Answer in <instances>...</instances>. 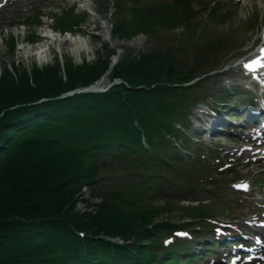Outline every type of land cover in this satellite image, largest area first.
<instances>
[{
    "label": "trees",
    "instance_id": "obj_1",
    "mask_svg": "<svg viewBox=\"0 0 264 264\" xmlns=\"http://www.w3.org/2000/svg\"><path fill=\"white\" fill-rule=\"evenodd\" d=\"M182 19L183 14L179 13L164 19V22ZM155 57L156 55L150 57L146 54L138 60H130L129 64L122 62L114 68L113 75L128 81L130 86L150 87L156 84V88L164 82L173 84L187 79L188 72L183 74V69L176 71L173 68L172 62L176 60L171 55L165 65L160 59L154 62ZM158 62L161 66L159 73L166 71L164 79L148 73V70L157 69ZM108 67L109 64L104 61L95 66L87 63L79 69L71 64L66 66V80L60 75L61 69L57 66L46 68L43 72L35 70L33 75L39 86L37 89L35 83H29L26 71L14 77L6 70L0 79V113L4 111V115L0 117V142L4 134L17 131L10 127L15 126L10 123L19 117H34L32 121H37L38 117L47 113L50 116L57 113V120L64 117L63 113L70 109L77 112L83 110L84 106L94 107L50 125L51 121L44 127L37 121L36 127L28 129L26 135L6 153V158L0 160V264H35L39 254L33 255L30 242L38 237L51 240L55 238L56 244L52 247L67 249L70 244L67 222L80 229H95V232L116 231L115 226L110 223V214L104 207L96 216L77 215L72 211L76 205V194L80 191L79 181L85 180L90 170H86L89 157L84 152L83 145L76 142L75 133H69L68 129L115 138L123 134L128 140L138 132L135 126L145 132L155 125L162 124L166 127L171 122L167 115L177 103L158 97L155 94L156 88L141 90L114 86L107 93L76 94L65 100H52L8 110L16 104L35 102L41 97L53 98L77 86H86L107 71ZM144 72L147 74L143 75ZM47 84L50 87H42ZM6 88H15L17 97L6 94ZM18 88L26 92L17 90ZM122 150L125 152L124 157H118L117 160L130 162V149L122 147ZM134 161L143 168L162 163L150 153L137 154ZM18 168L23 169L21 173L24 176L11 182L10 176H14ZM107 202L105 205L113 206L117 200ZM45 249L46 247L44 251Z\"/></svg>",
    "mask_w": 264,
    "mask_h": 264
},
{
    "label": "rangeland",
    "instance_id": "obj_2",
    "mask_svg": "<svg viewBox=\"0 0 264 264\" xmlns=\"http://www.w3.org/2000/svg\"><path fill=\"white\" fill-rule=\"evenodd\" d=\"M120 1L123 0H91V2L59 0L58 2L54 1L50 3H47L46 0H33L30 5H26L24 0H18L9 4L7 7L0 10V28L2 30L0 32V74L6 66H10L11 64L20 69L26 66L29 71L37 68V52L40 49H46L47 61L51 62L50 66H55V64H57V67H60L61 70L62 66L65 64L66 66L73 64L76 69H79L87 64L86 61H89L90 64L93 65L97 63L99 59L100 61L106 62L108 60V62L112 61L113 63L119 60L120 63L128 62L129 64L130 60H138L140 56L149 53L150 57L156 55V59L153 60L154 62L160 59L164 61L162 64L165 65L168 60L167 58L171 55V57L174 58L173 60H176L172 62L173 68L180 70L186 66V62H190V67H186V69H190L195 65V59L191 55V50L186 49L188 46H192L193 42V37L189 35L187 38L189 28H191L189 33L192 35L206 31L213 37L225 38V43L222 46L224 51L221 50L222 52H219L218 55L220 56L216 58V64L227 61V63H230L232 66L236 65L237 69H234L238 71L240 68V65H238L241 62L240 59L251 54L254 47H259L260 44L264 45V7L260 5L264 4V0H246L248 3L245 7H243V3L236 6V0H223L220 2V8L223 9V14L211 13L205 7V4L203 5V3H207L211 0H193L194 6L198 11V13L196 12L195 14L198 19L197 23L192 22L186 26L182 25L171 30L165 27H153L141 33L137 32L132 26L128 27L129 22L125 17H129L130 15L129 12L123 14L122 11L118 9L117 5ZM133 1L135 0L127 1L129 8L133 6ZM149 2L159 4V0H140V4L143 5ZM71 6L75 8H71ZM66 8H70L69 11L66 10ZM196 9L194 10L196 11ZM39 10L42 11L40 14H47L48 12L51 14L55 12L58 16L68 12L71 13L74 17L71 18L68 26L74 30L72 31L73 33L62 34L57 30L55 24V27H53L56 31H53L50 28L52 25H50L51 21L47 18L46 20H48V22L42 25V27L33 25L7 27L10 22L16 20H27L30 23L32 17L34 20L40 16V14H37ZM123 22L125 23L124 27L130 30L122 34L119 32L121 28H117V26L122 25ZM199 23L202 26H199ZM102 25L107 26L109 31L108 34L111 36L105 35L106 30L101 27ZM76 28L77 30H75ZM131 30H133V32ZM44 31L45 34H50V38L44 40L42 37ZM36 35L40 38V40H37V42L40 41L39 43L32 41V36ZM76 38L87 40L88 47H90V51L82 52L80 57L72 51V47L69 46L70 44L62 46L58 41L60 39L66 41L71 39L75 40ZM228 43L229 45L226 46ZM241 45H245V47L242 46L244 47L241 49L242 53L240 54L238 51L236 54V51L240 49L236 48ZM228 47L232 48L230 49ZM169 49L174 50L175 54L170 52ZM213 50H215L214 47H209L207 49L208 52L203 54L206 59L212 55L211 53H213ZM58 61H62V63ZM39 65L42 66L43 64L41 63ZM160 67H157V69L153 71L148 70V73L156 74V77L161 79L166 78L164 75V73H166L165 70L164 72L161 71L163 73H159ZM172 71H174V69H172ZM186 73L187 72H184L183 74ZM146 74L147 72L143 73V75ZM112 75L113 72L110 73V75L107 74L102 84L110 83L109 80H112ZM211 75L212 74H209L198 80L197 84L200 87V90L196 92L198 96H205L208 87L214 85L211 81L214 75ZM64 79H66V77H64ZM28 80L29 83L31 81L35 83L36 89L39 87L35 75H33L32 78L29 77ZM42 87L48 88L50 86L47 84ZM17 90L26 92L22 88H18ZM5 93L15 96V88H6ZM16 97L17 96L14 98ZM188 148L190 150L189 154L193 155L195 152L193 144L188 145ZM1 158L5 159L6 154H3ZM22 170L23 169L18 168L16 173L13 174L14 176H10L9 180L12 182V180L23 177L24 175L21 173ZM118 173L119 172L115 171L104 173V176H106L104 180L106 187H114L115 185L116 187H114V189H116L119 187L118 184H124V176L116 178ZM29 190H31L30 187ZM208 194L209 197L213 196V194L209 193V190ZM83 195L85 196L87 205L84 206L81 202L77 203L75 209L72 210L77 215H80L83 210L87 208L90 209V211H95V206L100 202V200L94 199L93 196L90 197L87 193H83ZM76 196V201H79V199L82 198L81 192L78 191ZM166 203V201H161L157 202L155 205L160 207L166 205ZM18 204H20V202ZM172 206L170 211H165L158 219L178 220L183 217V222H191V220L184 218L185 214L182 211V206L186 207L188 203L175 202ZM207 207L213 211L216 204L214 201L210 200ZM60 254H63L62 250H60Z\"/></svg>",
    "mask_w": 264,
    "mask_h": 264
},
{
    "label": "bare ground",
    "instance_id": "obj_3",
    "mask_svg": "<svg viewBox=\"0 0 264 264\" xmlns=\"http://www.w3.org/2000/svg\"><path fill=\"white\" fill-rule=\"evenodd\" d=\"M74 1V0H73ZM77 1H81V0H77ZM59 36V35H58ZM61 37V36H59ZM72 40V41H71ZM71 40H64V39H60L58 40L59 43H61L62 46H66L69 45L72 47V51L75 52L78 57H80V54L82 52H87L90 51V47H88V41L87 40H82L79 38H76L75 40L71 39ZM41 54V56H46V49L39 51ZM229 75L228 71H224V72H219L217 74L214 75V77L212 78L213 82L218 86V88L216 89V91H212L211 95H215L216 101H215V106L214 109L212 111L211 115L209 117L208 123L205 125L204 123H201L202 128L201 130L203 131H210V130H216L218 129V127L220 125H227V126H231V123L229 122V115L231 114L232 110L235 109L232 105H230L227 101V104L230 106V108L227 107V104H225L224 99L222 98V94H223V85H220L219 79L222 76H227ZM257 90H261V88H255ZM241 110L243 111H250L251 108L249 106H244ZM199 133V132H198ZM214 134V132H213ZM235 152V151H233ZM237 236H232L230 239H233L234 237H239V233L236 234Z\"/></svg>",
    "mask_w": 264,
    "mask_h": 264
},
{
    "label": "snow or ice",
    "instance_id": "obj_4",
    "mask_svg": "<svg viewBox=\"0 0 264 264\" xmlns=\"http://www.w3.org/2000/svg\"><path fill=\"white\" fill-rule=\"evenodd\" d=\"M181 235H186L185 233H181Z\"/></svg>",
    "mask_w": 264,
    "mask_h": 264
}]
</instances>
